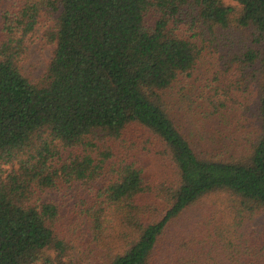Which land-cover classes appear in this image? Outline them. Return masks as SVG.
I'll use <instances>...</instances> for the list:
<instances>
[{
    "label": "trees",
    "instance_id": "16d2710c",
    "mask_svg": "<svg viewBox=\"0 0 264 264\" xmlns=\"http://www.w3.org/2000/svg\"><path fill=\"white\" fill-rule=\"evenodd\" d=\"M184 13L196 38L170 27ZM47 14L56 48L33 83L21 64ZM209 45L220 69L194 128L164 96ZM101 178L76 210L94 264H264V0H0V264H72L40 195Z\"/></svg>",
    "mask_w": 264,
    "mask_h": 264
},
{
    "label": "rangeland",
    "instance_id": "374dc122",
    "mask_svg": "<svg viewBox=\"0 0 264 264\" xmlns=\"http://www.w3.org/2000/svg\"><path fill=\"white\" fill-rule=\"evenodd\" d=\"M14 0H5V4L12 3ZM45 16L43 23H40L36 28L34 36L28 41V50L22 61L23 74L33 83H39L45 74L56 48L55 43H51L45 37L46 29L52 26L53 15ZM177 22L171 20L170 27L178 34L184 37L196 38L195 34L199 31L198 27L192 25V20L185 13L176 16ZM218 52L214 50V46L209 45L203 51L196 67L189 76H184L173 85L165 94L164 98L169 109L172 107L171 115H178L183 123L192 125L195 128L196 119L200 117L203 111L201 104L204 99L200 93L207 86L216 83L217 73L220 66L218 64ZM252 112H250L249 126L251 130L257 128L258 118L256 112V96H251ZM255 102V104L253 103ZM215 124L209 123L206 128L214 129ZM247 124V122H246ZM204 130V129H203ZM147 137V136H146ZM150 147L152 145L148 143ZM67 150L64 155L68 153ZM150 157V155H149ZM152 162H148L150 165ZM6 165L5 168H9ZM159 169V166L157 167ZM110 177L106 175L105 180ZM103 178L98 181H90L88 183L76 182L73 185L65 186L60 189H49L44 191L40 196L43 201L48 200L56 203L60 208L58 230L69 244L68 256L65 258L72 264H94L96 255L100 251L99 246L93 240L89 224L85 222L82 215H77L76 210L80 208L81 198H91L94 192L91 188L96 185H102ZM231 197L225 193L217 195L212 194L202 198L195 207L189 210L185 217L186 222L188 217H196L202 215L212 207V205H222L223 202H228ZM264 226V212L250 222V227L255 230H260Z\"/></svg>",
    "mask_w": 264,
    "mask_h": 264
}]
</instances>
